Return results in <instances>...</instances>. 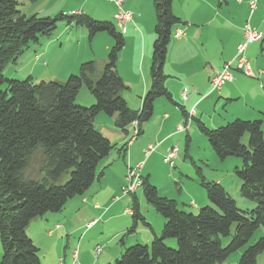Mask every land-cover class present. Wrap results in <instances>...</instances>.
I'll return each instance as SVG.
<instances>
[{"label":"trees","instance_id":"trees-1","mask_svg":"<svg viewBox=\"0 0 264 264\" xmlns=\"http://www.w3.org/2000/svg\"><path fill=\"white\" fill-rule=\"evenodd\" d=\"M18 5V0H0V264H42L39 248L27 235L26 227L36 217L62 211L68 201L83 195L104 174L105 167L98 165L115 145L94 127L96 115L102 112L114 116L115 127L124 134L128 133L130 124L137 122L139 136L143 131L140 125L151 118L155 98H170L163 66L174 28H181L186 22L173 13L172 0H153L151 82L140 109L133 111L120 95L125 85L116 70V62L124 37L112 22L94 20L82 13L27 16ZM59 21L85 26L90 38L102 31L111 36L114 43L101 72L96 74L94 62L88 61L81 64L77 75H70L64 82L7 78L3 74L5 65L16 62L25 48L53 32ZM82 85L95 98L91 106L75 103ZM261 124L258 119H235L215 128L198 124L217 158L241 159L242 165L235 171L241 182L240 194L256 201L253 209H239L220 182L202 181L209 204L197 213L186 212L175 200L161 197L147 175L139 174L138 187L163 223L159 234L155 233L152 223L141 212L135 192L131 193L132 222L124 234L135 232L140 225L149 229L153 237L149 244L136 243L125 248L114 264H217L240 248L243 251L237 264H256L258 255L264 252ZM245 134L247 145L242 143ZM126 143L128 147L131 145ZM126 143L118 148L119 153L123 152L122 159ZM38 151L41 178H26L25 170ZM260 228H263L261 236L249 244ZM227 236L231 238L223 246L221 238ZM167 238H174L176 247L167 246L164 242Z\"/></svg>","mask_w":264,"mask_h":264},{"label":"rangeland","instance_id":"rangeland-1","mask_svg":"<svg viewBox=\"0 0 264 264\" xmlns=\"http://www.w3.org/2000/svg\"><path fill=\"white\" fill-rule=\"evenodd\" d=\"M116 1L37 0L33 3L27 1L24 12L20 8V1H18V7L23 14H28L27 16L37 14L39 16L54 17L59 13L72 15L82 13L94 20L112 22L118 31L124 32L125 23L120 27L123 21L118 20L116 15L129 13V19H132L133 14L131 11L122 8L124 0L120 1L118 5L115 3ZM213 1L217 2L218 0ZM220 1L222 13H214L215 10H212L213 5L207 6L208 0H177L176 10L181 14L178 16L186 22L181 26L190 31L189 37L196 47L190 49L191 53L181 54L178 58L169 55V65L167 64L166 71L174 73L175 78L169 77L164 72L166 76L164 83L170 93V98L165 96L155 98L151 118L140 125L143 131L139 136L137 122L130 124L127 127V129L129 128L128 133L124 134L119 128L115 127L114 116L102 112L95 116L93 120L94 127L115 145L110 154L98 165V168L105 166L104 172L108 176L100 177L101 181L97 190L84 193H95L89 200V212L79 209L74 210L73 207L69 210L70 204L68 203L70 200L62 211L47 213L31 220L28 230H31L37 223V233L34 232L32 238L29 237L33 240L34 245L39 248L40 256L42 253L46 256L48 264L55 261L57 263L60 261L59 264H62V258L65 264H69L73 260L76 264H114L125 248L136 243L149 244L151 242L146 243L144 241V234L141 231L144 233L151 232L140 225H137L135 232L124 234L132 222L129 205L133 200V196H131L133 192H135L140 202V209L146 221L152 223L154 232L160 222L155 217L160 220L163 219L142 195V190L138 187V183L141 181L134 182L126 177L124 178V184H127L125 189H123V185L121 189L115 190L119 181L118 176L123 174L124 169L127 171L126 176L139 177V174L147 175L149 181L156 186L161 197L175 200L178 207L186 212L197 213L200 208L209 204L205 190L201 185L202 181L215 182L219 180L241 210H250L257 205L256 201L246 199L240 194L241 182L235 171L241 167V159L236 156H227L223 160L217 158L207 137L198 129L199 123H203L208 128H215L235 119L255 120L232 117L245 112L242 108L244 104L242 99L234 97V100L231 101L232 99H227L219 93L220 89L211 92L210 78L206 81L203 77V70L209 67L206 57L209 55L217 59L224 57L230 51L235 37L239 36L236 31H241V27H243L250 13L248 0H243L242 6H238L234 0ZM227 1L228 3H226ZM135 3L140 14L138 18L140 25L138 26L141 34L136 32V35L129 33L128 37L123 35L125 40L123 47L127 55L131 51L134 52L137 44H140L141 41L144 44L145 41L147 43L151 39L149 43L151 44L154 40L155 10L153 0L149 3L146 0H135ZM61 8L66 11H59ZM112 15L115 22L112 18H104L106 16L112 17ZM250 24L264 34L263 0H258L256 9L250 17ZM174 30L183 32L180 37L184 35L183 29L174 28ZM175 31L172 32L174 38L177 33ZM196 32L199 33L198 38L193 37ZM45 37H47V41L55 43V47L50 53L45 56L39 55L43 54L42 51L39 50L37 45L30 44L18 56L16 62L5 65L3 74L7 78L16 80H24L30 77L33 82L41 80L60 81V77H65L63 81H60L64 82L70 75H77L81 64L88 61L94 62L95 73L99 74L114 43L111 36L106 32H97L90 38L88 29L85 26L69 25L66 21H59L57 28ZM40 43L42 49L48 46L45 40ZM138 49L140 50V47ZM246 49L245 56L249 64L252 65L254 70L252 71L257 72L259 70L257 59H264V48H259L250 53L246 52ZM34 55H38L39 59H35ZM127 67L131 70L133 76L130 79L131 83L124 84L125 87L120 95L127 102L129 108L135 111L140 109L142 98L149 92L151 79L149 76L145 85L142 78L135 75L139 68L134 73L130 63H127ZM230 71L235 78L234 85L238 87L245 89L250 81L255 80L253 79L255 77L254 73L253 77H248L242 71L236 70L235 66H232ZM53 77H57V79H53ZM263 78L264 74L262 75ZM172 79L175 82H171ZM259 80L261 82V79ZM257 82L259 81L257 80ZM175 83L181 87H175ZM169 84L175 87L177 91L174 96ZM230 85L232 83L227 82L222 87L225 89ZM183 87L186 88L183 89ZM206 87L208 92L203 95ZM187 90L191 94L189 95L191 99H193V96L194 99L197 98L195 99L197 102L193 107L195 111H190V108L184 106L183 96L185 99L187 98ZM254 97L255 95H253ZM75 103L88 107L95 103V98L89 89L82 85ZM247 108L252 111L250 107L246 106ZM176 115L179 117L178 120ZM258 120L262 121L261 129L264 133V119ZM134 126L137 129L134 134L137 138L128 147L126 142H129L131 134L133 135ZM180 126H182V129H179ZM112 130L119 131L118 137L111 133ZM125 143V148L129 152L132 149L134 155L131 157L132 159L129 157L127 163L120 156L123 152H118V148ZM242 143L247 145V134L243 136ZM174 146H177L178 153L173 159V163L170 164L166 162L165 157L170 148ZM129 160L136 161L129 165ZM41 162V154L38 151L29 161L28 168L25 170L26 178H41ZM75 197H82V195ZM49 216L53 218L47 220ZM233 228L234 225L231 228V233ZM49 230L51 232L48 233ZM116 231L120 233L116 234ZM262 233L263 228L258 229L250 239L249 244L257 240ZM230 238L231 236L222 237V245H227ZM164 242L169 247H176L174 238H167ZM242 251L243 248H240L232 252L226 260L217 264H237ZM256 264H264V252L258 255Z\"/></svg>","mask_w":264,"mask_h":264},{"label":"crops","instance_id":"crops-1","mask_svg":"<svg viewBox=\"0 0 264 264\" xmlns=\"http://www.w3.org/2000/svg\"><path fill=\"white\" fill-rule=\"evenodd\" d=\"M18 1H20V3H21L20 4V8L24 12L25 11V6L27 4L26 3L27 1H25V0H18ZM66 1H69V0H66ZM146 1H147V3H149V1H152V0H146ZM234 1L237 3L238 6H242V4H243V0H234ZM226 3H228V1ZM257 3H258V1H257ZM209 5H213L212 6V10L213 9L215 10L214 13H217V12H221L222 13V11H221V1L220 0H218L217 2H215L213 0H208L207 6H209ZM216 6H217V8H216ZM122 8L125 9V10H128V11H131L132 14H133V18L130 21L125 23V31L122 32V34L125 37H128L129 33H134L135 35L137 33L141 34L139 32V26H138V25H140V21L138 19L140 17V14H139L138 6L135 3V0H124ZM176 8H177V0H172L173 13L175 15H177V16L181 15L180 12H177ZM59 11H63L64 12L66 10L61 8ZM26 15H28V14H26ZM113 15H112V17L106 16L104 18L105 19L112 18L113 22H115ZM251 15L249 13V16H248L249 20H250ZM180 27L184 30V35L182 37H180V38H176V37L174 38L172 36V39L170 40V43H169V46H168V50H167V54H166V60H165V63H164L165 67H163L164 72L167 73V75H169V77H171V78H175L174 77V73L166 71L167 64L169 65V55H171L173 57L175 56L174 58H178V57L181 56V54L184 55V54H187V53H191L192 51L190 49L193 48V47H196L195 45L192 44V39L189 37L190 31L187 30V29H184V27H182V26H180ZM181 28L178 27L177 29H181ZM236 33H238L239 36L235 37V39L233 41V45H232L230 51L224 57H222L221 59H217V58H215V57H213L211 55L206 57V59H207V61L209 63L208 69L203 70V77H204V79L206 81H208V79L212 76V74H215L216 72H218L222 68V66H223V64L225 62L230 61L232 59V57H233V55H234V53L236 51L237 44L239 42H241L242 38H243V36H242V27H241V31L240 30L236 31ZM198 36H199V33L196 32L193 37L194 38H198ZM46 38L47 37H42V39L40 38L39 43L34 44V45H37V47L39 48L40 51H42L41 53H43V54H39V55H42V56H45L48 53H50L52 51V49L55 47V43L47 41ZM144 39H145V37H144ZM153 39H154V37H153ZM42 40H45L46 44H48V46L44 47L43 49L41 48V43H40ZM172 40H174V41H172ZM150 41H151V39H149L147 43L145 41L144 44L141 41L140 44H137V46L135 48V51L134 52L131 51L130 53H128V55H127V53H125L126 51H125L124 47L122 48V50L118 54V60L116 62V70H117L118 74L120 75V77L122 78L124 84L131 83L130 79L133 76V73L127 67V63H130V67L133 69L134 73L136 72V69L139 68V70L135 73V75L140 77V78H142V80L144 81L145 85L147 84V78L149 77V67H150V61H151V55H152V43H153V40H152L151 44H149ZM124 42H125V40H124ZM138 47H140V50L138 49ZM259 48L260 49L264 48V34H263V39L260 42H255V43L249 44L247 46L246 52L250 53V52H253L255 50H258ZM34 58L35 59H39V56L38 55H34ZM104 63H105V61H104ZM257 66H258L259 70L257 72H253L255 74V77H253V79H255V80L250 81L246 85L245 89L243 87H238V86L234 85L235 78L232 81H230L232 83V85L228 86L225 89H223V87L220 88V92L219 93L224 95L225 98L232 99L231 101L234 100V97H237V99L241 98L242 102L244 103L242 105V108H243V110L245 112L244 113H240V114H238L236 116H232V117H236V118L240 117L242 119H255V120L262 119V118L264 119V78L262 79V75L264 74V59L258 58L257 59ZM251 67H252V65H251ZM252 70H253V68H252ZM75 72H76V70H75ZM75 72H71V73H75ZM260 72H262V73H260ZM64 78L65 77H60V81H63ZM53 79H57V77H53ZM259 79H261V82H260ZM257 80L260 83L257 82ZM171 82H175L174 79H172ZM175 84H176L175 87H177V86L181 87L177 83H175ZM175 87H172V85L169 84V88L173 92V96H174V94L177 93ZM184 88H186V87H183V89ZM181 92H183V90H181ZM207 92H208V89L206 87L205 90H204V94L203 95H206ZM189 95H191V94H189V91L187 90V98L185 99L184 96H183L184 106L190 108V111L191 110L195 111V109L193 107H194V105L197 102V101H195V99H197V98L194 99V96H193V99H191V96H189ZM253 95H255L254 98H253ZM246 106L250 107L252 109V111L249 108L246 109ZM176 117H177V115H176ZM178 119H179V117H177V120ZM163 126H164V124H163ZM111 133L113 135H116V137H118L119 131L112 130ZM168 137H170V136H168ZM132 156H134L133 155V150L130 149V152H129V150H126V152L124 154V161L127 163V160L129 159V157H130V159H132L131 158ZM135 161L136 160H129L128 164L132 165ZM126 173H127V171H126V169H124L123 170V174H120L118 176L119 181H118V184H117L115 190L121 189V187L124 185V178L126 176ZM105 176H108V175L104 172L102 177H105ZM100 181H101V179H99L98 181L94 182L92 187L86 193H89V191H91V190L92 191L97 190L99 188ZM216 181L219 182V180H216ZM93 194H95V193L84 194V195H82V197H75V198L71 199V201L68 203V204H70L69 205V210L72 209V207H73L74 210H78L79 209V210H82V211L84 210L85 212H89V204H90L89 200H90V198L92 197ZM200 205H202V204H200ZM71 212H72V210H71ZM71 212H70V214H71ZM124 212L128 213V211H126V210H124ZM51 218H53V217L49 216L47 218V220L51 219ZM155 218L158 221H160L159 224H158V227L155 228V232L158 234L159 230H160V227H161V224L163 223V221H162V219L160 220L158 217H155ZM30 224H31V221L28 224V226L26 227V233H27L28 236H30L32 238V235H33L32 233H34V232L37 233V228H36L37 227V223L33 226V228H31V230H28V227L30 226ZM29 231H31V232H29ZM141 232L144 234V241L146 243H149L151 241L152 237H153L152 234L149 233V232L148 233H144L143 231H141ZM119 233L120 232L116 231V234H119ZM51 234L53 235V233H51ZM71 256H72V253H71ZM40 258H41L42 264H48L46 262V256L43 253L40 256ZM59 263H60V261L58 263L55 261L52 264H59ZM74 263H75V261L73 260V262H70L69 264H74ZM62 264H65V263L62 262Z\"/></svg>","mask_w":264,"mask_h":264},{"label":"built area","instance_id":"built-area-1","mask_svg":"<svg viewBox=\"0 0 264 264\" xmlns=\"http://www.w3.org/2000/svg\"><path fill=\"white\" fill-rule=\"evenodd\" d=\"M120 1H122V0H117L115 3L118 5L120 3ZM257 1L258 0H249L248 1L249 7H250V15L255 10V8L257 6ZM116 18L120 21H123L122 25L120 27H122L123 24L126 23L127 21L131 20V19H129L130 18L129 13H120V15H116ZM122 30H123V28H122ZM176 31H177V33H176V35H174L175 37H180L183 34V32L181 30L180 31L176 30ZM242 36H243L242 41L237 44L236 52H235V55L233 56V58L230 61L226 62L218 72H216L215 74H213L210 77L209 84H210V91L211 92L220 89L226 82H230L234 79L233 74L230 71L232 66H235L236 70L242 71L248 77H253V71H252L251 64H249V62L245 56V49H246L247 45L250 43L260 42V40H262V38H263V34L261 31H259L256 28L251 26V24L249 22V18H248L246 20V22L243 24ZM133 129H134L133 135L131 134V137L129 139L128 144H131V142L136 137L134 134L137 131V129L135 126ZM179 129H182V126H180ZM177 149H178L177 146L170 148V150L168 151V154L165 157L166 162H169L170 164L173 163V159L175 158V156L178 153ZM132 172H134V170H132ZM127 179H132L134 182H137V181L139 182L138 176L130 177L129 175H127ZM123 189H125V187Z\"/></svg>","mask_w":264,"mask_h":264},{"label":"bare ground","instance_id":"bare-ground-1","mask_svg":"<svg viewBox=\"0 0 264 264\" xmlns=\"http://www.w3.org/2000/svg\"><path fill=\"white\" fill-rule=\"evenodd\" d=\"M171 148H173V147H171Z\"/></svg>","mask_w":264,"mask_h":264}]
</instances>
